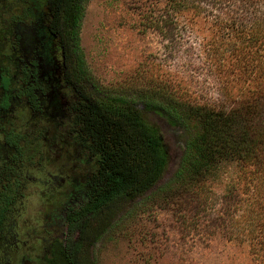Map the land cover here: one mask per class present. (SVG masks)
<instances>
[{"label": "rangeland", "instance_id": "rangeland-1", "mask_svg": "<svg viewBox=\"0 0 264 264\" xmlns=\"http://www.w3.org/2000/svg\"><path fill=\"white\" fill-rule=\"evenodd\" d=\"M8 1L0 0V71L5 66L13 76L16 59L10 54V35L25 34V30L21 24L6 22ZM196 1L175 8L165 0H86L78 35L91 75L101 84L138 87L164 80L181 99L214 109L227 110L255 99L251 89L258 69L241 71L233 64L229 44L234 31L225 27L235 28L254 14H264V0ZM49 69L38 68L36 78L43 85L34 90L35 108L25 98L17 100L15 92H9L7 107L0 108V165L10 166L19 180L17 195L0 223V264H36V236L51 207L49 197L75 185L73 160L47 147L56 109L45 75ZM30 78L25 85L32 82ZM17 80V84L11 80L13 88L21 85ZM260 101L264 107V91ZM143 114L158 128L168 152L167 167L151 188L154 191L175 170L183 138L163 117L151 111ZM28 127L34 128V135L26 137L28 143L22 146L24 159L11 161L14 152L3 135L9 129L23 132ZM258 181L249 169L227 161L204 181L199 194H188L183 202L177 191L178 195L171 193L163 200L147 191L140 203L125 204L117 212L90 245L89 261L264 264V224L260 225L264 223V186L259 187ZM59 233L69 245L76 237V230L67 225L60 226Z\"/></svg>", "mask_w": 264, "mask_h": 264}, {"label": "trees", "instance_id": "trees-1", "mask_svg": "<svg viewBox=\"0 0 264 264\" xmlns=\"http://www.w3.org/2000/svg\"><path fill=\"white\" fill-rule=\"evenodd\" d=\"M85 2L50 0L39 22L34 19L49 37L45 56L53 63L49 86L56 109L47 147L56 155L66 153L74 164L71 175L75 185L49 197L51 215L76 230L70 245L56 242L58 250H63L73 264H91L90 245L123 205L140 203L147 191L161 200L170 198L171 193L178 195L174 194L177 191L183 202L188 194H199L204 181L227 161L236 162L241 170L249 169L259 178L258 186H264V107L260 101L264 91V14L243 17L246 25L225 27L234 31V41L229 44L233 64L241 71L257 68L258 75L253 76L256 80L251 89L255 99H245L224 110L190 104L164 80L143 87L99 83L91 75L79 46ZM165 2L176 8L192 0ZM33 73L32 82L25 85L30 76L27 69L21 68L17 78L22 83L13 88L10 75L0 72V108L7 107L9 92L34 107V90L43 84L36 78V68ZM145 111L163 117L183 138L175 170L154 191L151 188L167 167L168 152L158 128L145 118ZM33 132L34 128L28 127L23 132L9 129L4 133L3 141L14 152L11 161H23L22 146ZM18 186L12 168L0 165V221L17 195Z\"/></svg>", "mask_w": 264, "mask_h": 264}, {"label": "flooded vegetation", "instance_id": "flooded-vegetation-1", "mask_svg": "<svg viewBox=\"0 0 264 264\" xmlns=\"http://www.w3.org/2000/svg\"><path fill=\"white\" fill-rule=\"evenodd\" d=\"M49 1L50 0H9L6 3L5 8L8 7L7 12L9 13L6 22H11V24L15 26L21 24L25 30L23 32L25 34L15 32L10 35V45H12L10 54L13 59H16L14 74L10 76L14 83L16 82L15 77H18L17 75L15 76V74L19 75L20 69L23 67L27 69V73L30 77L34 74V68H36L37 73L39 66H43L47 70L50 67L52 68L53 63L45 56L47 50L46 39L48 35L44 33L38 25L39 18L47 11ZM34 19L38 22L34 21ZM12 37H14L13 40H11ZM52 69H49V71L45 73V75L48 74L49 85L51 84L50 80L53 76ZM2 71L10 75L5 66H1L0 72ZM57 219L58 216L51 215L49 208L44 213L43 220L40 221L39 234L36 236L38 240V253L36 255L38 261H36V264H73L68 261L66 253L63 250H58L59 247L56 246V242H61L65 245L59 238V231L60 226L66 227L67 225L64 221H56Z\"/></svg>", "mask_w": 264, "mask_h": 264}]
</instances>
